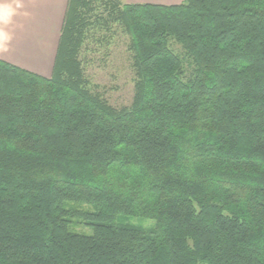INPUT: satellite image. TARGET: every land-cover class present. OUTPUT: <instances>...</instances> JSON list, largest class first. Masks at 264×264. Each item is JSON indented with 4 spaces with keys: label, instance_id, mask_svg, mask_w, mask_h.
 <instances>
[{
    "label": "trees",
    "instance_id": "1",
    "mask_svg": "<svg viewBox=\"0 0 264 264\" xmlns=\"http://www.w3.org/2000/svg\"><path fill=\"white\" fill-rule=\"evenodd\" d=\"M0 264H264V0H67L49 76L0 58Z\"/></svg>",
    "mask_w": 264,
    "mask_h": 264
},
{
    "label": "rangeland",
    "instance_id": "2",
    "mask_svg": "<svg viewBox=\"0 0 264 264\" xmlns=\"http://www.w3.org/2000/svg\"><path fill=\"white\" fill-rule=\"evenodd\" d=\"M66 4L67 0H24V7L19 9L16 15L30 20L36 14L34 25L38 30H41L42 25L45 39L50 42L55 39V46H57ZM29 23L32 25L31 22ZM91 45L94 44L91 43ZM86 57L88 59L85 62L86 74L94 89L103 93L115 106L129 105L134 94L135 74L130 66L124 37L119 36L111 40L107 51L101 48L98 51L89 52ZM126 220L145 227L154 223L152 219L137 216L128 217ZM80 229L77 231H81Z\"/></svg>",
    "mask_w": 264,
    "mask_h": 264
},
{
    "label": "crops",
    "instance_id": "3",
    "mask_svg": "<svg viewBox=\"0 0 264 264\" xmlns=\"http://www.w3.org/2000/svg\"><path fill=\"white\" fill-rule=\"evenodd\" d=\"M131 1L177 4L183 0ZM35 20L36 14L30 20L17 15L12 18L11 23L7 25L8 31L12 34V40L9 43L8 49L0 52V58L31 71L49 76L52 72L57 46H55V39L51 42L45 39V34L42 30L43 26L40 24L41 30H38L37 26L34 25ZM52 54L54 55L52 56Z\"/></svg>",
    "mask_w": 264,
    "mask_h": 264
},
{
    "label": "clouds",
    "instance_id": "4",
    "mask_svg": "<svg viewBox=\"0 0 264 264\" xmlns=\"http://www.w3.org/2000/svg\"><path fill=\"white\" fill-rule=\"evenodd\" d=\"M24 7V0H0V52L8 49L12 40V34L8 31L7 25L17 14V11Z\"/></svg>",
    "mask_w": 264,
    "mask_h": 264
}]
</instances>
